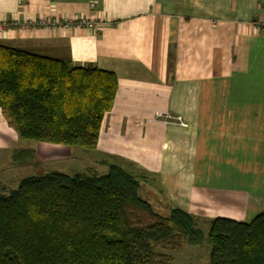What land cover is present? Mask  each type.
I'll return each instance as SVG.
<instances>
[{
	"label": "crops",
	"instance_id": "obj_1",
	"mask_svg": "<svg viewBox=\"0 0 264 264\" xmlns=\"http://www.w3.org/2000/svg\"><path fill=\"white\" fill-rule=\"evenodd\" d=\"M91 1L0 0V19L24 21L52 8L88 16ZM96 4L105 23L97 33L15 32L0 34V44L115 74L96 165L154 175L149 192L195 221L249 223L264 214V0ZM0 132L16 137L1 110ZM71 148L38 143L29 148L37 160L26 165L47 168L73 158Z\"/></svg>",
	"mask_w": 264,
	"mask_h": 264
},
{
	"label": "trees",
	"instance_id": "obj_2",
	"mask_svg": "<svg viewBox=\"0 0 264 264\" xmlns=\"http://www.w3.org/2000/svg\"><path fill=\"white\" fill-rule=\"evenodd\" d=\"M117 88L111 72L0 44V110L21 139L95 151ZM35 159L20 150L12 163ZM152 179L111 163L102 175L50 171L0 192V264H175L165 251L204 237L192 215L154 209L141 194ZM207 241L211 264H264V214L216 218Z\"/></svg>",
	"mask_w": 264,
	"mask_h": 264
},
{
	"label": "rangeland",
	"instance_id": "obj_3",
	"mask_svg": "<svg viewBox=\"0 0 264 264\" xmlns=\"http://www.w3.org/2000/svg\"><path fill=\"white\" fill-rule=\"evenodd\" d=\"M12 138L16 139L12 140ZM12 138L10 136L2 135L0 132V192H8L17 188L22 180L36 175L45 174L50 171L60 172L71 176L88 172H95L102 175L108 171V168H103L101 165H96V160L99 158V155L96 151H87L79 147L71 148L77 152L73 158H66L65 160L51 163L47 168L39 167V169L36 170L33 167H27V165L15 167L12 163V156H14V152L20 150H29L30 152L36 154L35 150L29 148L34 146L35 149V146L38 143L21 139L17 133L16 137L14 135ZM140 171L141 170H138V172ZM152 177H154V175H152ZM151 183H156L155 179H152L148 183H144V191H142L141 194L143 196L145 195V198L149 200V202L159 214L162 216H167L169 214V208L164 203V201L161 200L156 193L149 192V189L145 187L149 186ZM155 187H157V185ZM195 223L197 228L203 234L204 239L202 243L195 245L186 243L179 251H163L174 258L175 264H211V247L207 241L211 224L207 221L199 222L198 220L195 221Z\"/></svg>",
	"mask_w": 264,
	"mask_h": 264
},
{
	"label": "built area",
	"instance_id": "obj_4",
	"mask_svg": "<svg viewBox=\"0 0 264 264\" xmlns=\"http://www.w3.org/2000/svg\"><path fill=\"white\" fill-rule=\"evenodd\" d=\"M96 0L90 2V14L71 16V15H58L54 13V8L48 13L43 14L38 18H28L24 21L18 19H0V34L1 36L10 35L11 33H19L21 36L32 37L38 32L44 35L52 33L72 32L78 31H91L99 32L105 23L96 18ZM264 27V21L260 24ZM175 121L179 126L185 127L186 125L180 117H176Z\"/></svg>",
	"mask_w": 264,
	"mask_h": 264
}]
</instances>
